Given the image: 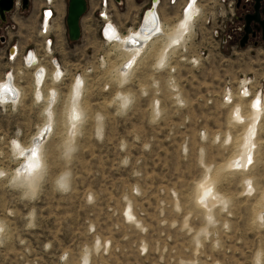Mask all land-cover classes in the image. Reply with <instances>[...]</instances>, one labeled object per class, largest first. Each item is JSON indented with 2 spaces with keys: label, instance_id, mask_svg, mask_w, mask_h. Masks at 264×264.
<instances>
[{
  "label": "rangeland",
  "instance_id": "374dc122",
  "mask_svg": "<svg viewBox=\"0 0 264 264\" xmlns=\"http://www.w3.org/2000/svg\"><path fill=\"white\" fill-rule=\"evenodd\" d=\"M67 1L53 21L49 53L38 33L40 0L0 19V74L11 44L22 52L32 48L47 67L44 97L52 90L57 95L39 175L29 185L16 175L22 159L13 146L27 145L45 122L47 101L34 98L33 69L20 58L6 63L15 68L22 98L15 107L0 103V264H264V224L257 221L264 205V114L253 162L246 170L229 169L244 131L232 112L236 104L243 114L251 111V91L239 97V81L253 79L250 89L261 86L264 97V42L240 47L241 31L225 43L204 41L205 29L192 27L180 46L166 50L165 65L162 36L123 79L119 66L127 55L101 31L108 21L121 34L136 28L149 0H112L106 20L98 0H87L76 41L67 35ZM167 9L176 17L171 26L181 8ZM78 78L79 114L68 128V95ZM69 146L75 148L70 158ZM65 174L66 190L60 187ZM210 179L221 199L203 207L197 186Z\"/></svg>",
  "mask_w": 264,
  "mask_h": 264
},
{
  "label": "bare ground",
  "instance_id": "6f19581e",
  "mask_svg": "<svg viewBox=\"0 0 264 264\" xmlns=\"http://www.w3.org/2000/svg\"><path fill=\"white\" fill-rule=\"evenodd\" d=\"M194 7L197 10H199L197 3H195ZM102 12H103V17L105 16L104 19H106L107 16L106 14H104L106 12L105 11H102ZM191 15H192L191 13L184 14L183 7H182L180 17L182 16L183 18H181L175 24V26L172 25L173 28L171 26H167L166 28L168 31L170 30V28H172V30L168 33L164 31V26L166 25H164V23L161 21L162 19L160 20V18H158L156 30L150 31L151 28L156 23L155 13L153 12V9L149 10L146 13L144 17V22L142 25H141V20H139V24L136 27L138 31L137 29H134V30L129 29L127 30L128 32H126L127 34L125 35L121 34L119 30L117 29V27L116 26L114 27V25H112L108 21L104 28V34H105L106 41L112 42L114 46L118 47L121 51H123L127 55L125 60L124 61L122 60L123 62H121L119 66V72H120L119 75L121 76V78L124 79L127 75H129L130 71L134 67V66L132 67V65L136 64V62L140 59V57L145 52H147L150 45L154 44L153 42H155L154 40L153 41H142L143 39L146 40L148 38L150 39L155 36H156L155 38L157 39L162 36L166 38L165 47L164 49H162L163 50V55H162L163 57L161 56L162 63L160 64V65L162 64L165 65L167 52L170 51V49L174 46H180L183 43V41H180L181 39H183L184 41L187 39L185 34L188 32V30L193 25L192 21L190 20ZM161 22L163 23L164 26L162 25ZM129 31H131V33ZM143 44L145 46H143ZM44 45H46V47L48 46L49 49L51 48L50 45H47L46 43ZM10 52L11 53L14 52V49L11 48ZM35 57H33V61L36 60L34 59ZM53 61L55 62L56 59H54ZM32 64H34V62ZM55 67H53L54 69L53 73H55L56 71L57 72L55 73V76L54 75L53 76L54 78H58V75H61L62 71L61 70H60L61 72L59 71L60 68H58L57 65H55ZM38 69L40 70V68ZM45 73L47 72H44V74ZM38 74L39 75L38 77H36L35 82H33L36 85V93H35L34 98L38 102L47 101L46 103L47 105L44 109V114L46 117L45 122H43L40 126H38L37 131L32 137H30L29 143L27 145H24V144L22 145L19 143L13 146V149L15 150L17 157H20V159H22L20 166H18L17 168L16 175L19 179L23 180L29 185H32L34 181L37 179V175H39L38 174L39 167L36 166V163H37V159L40 156L39 154H40V149L42 148V143L44 139L46 138V136L48 135L49 126H51L53 122L51 107L54 101L56 100V96H57L56 91L52 90L53 96L51 95V97H49L48 95V97H44L43 92H42L43 89L41 90V87L44 84L43 79L45 75L42 76V73H38ZM11 79L13 81L12 76H11ZM14 80H15V76H14ZM82 82L83 80L80 78L75 80V83L72 86V90L68 95L69 104L67 103V106H68L67 111H66L67 114H66V120L64 121V123L66 124L68 128H71L70 126H72V123L75 122L73 118H75L79 114L78 108L80 105V98H81L80 95L82 94ZM3 83H1L0 85V98L3 102L2 105L5 106L8 102H11L15 107L21 97L22 92L20 91V87L16 86V84L13 85V83L11 82L6 83L5 81ZM250 91H251V98L248 103L249 104L248 107L251 111L248 114H243L241 111L242 109H241L240 104H236V107L234 108L232 112V115H234L233 117L234 120L237 123L243 124L244 131H243V135L241 134L242 135L241 140L239 138H236L240 140L237 143V145L240 147V151L236 154V156L235 155L232 156V157L235 156V159L234 158L232 159V163L230 165L228 163L229 169L231 170H241L242 171V170L248 169V165L253 162L254 152L258 144L257 132H259L258 128L260 126L262 115L264 114V111H263L264 106L262 105V101L260 100V97L256 94V92L251 90L249 87H246L243 93H240L239 87L237 89L238 96L242 98L249 97ZM256 103L258 104L256 105ZM237 137H240V136H237ZM230 160L228 162H230ZM2 172L3 171H0V175L2 174ZM244 179H245L244 192L246 191V194H249V192L253 190L252 185L248 186L246 184V183H249L250 178L246 177ZM213 185H214L213 180L210 179L208 181L203 180L201 182V185L198 184L197 186V195L199 198L200 197L202 198V202L205 205L203 207L210 206L212 200L221 199V198H217L219 195L213 192ZM222 200L224 203L225 200L223 198ZM259 201H262L264 204V192L261 193V199ZM263 209H264V205L262 206V210H260L257 215V221L260 224H264V210Z\"/></svg>",
  "mask_w": 264,
  "mask_h": 264
},
{
  "label": "built area",
  "instance_id": "2783aa9c",
  "mask_svg": "<svg viewBox=\"0 0 264 264\" xmlns=\"http://www.w3.org/2000/svg\"><path fill=\"white\" fill-rule=\"evenodd\" d=\"M62 0H40L39 4V35L42 37L43 41V47L45 48L44 44L52 46V41L54 40L51 36L52 31V24L54 23V19H56V15L58 13V6L60 5V2ZM116 1V0H114ZM121 0L116 1V3H120ZM156 1V3H155ZM240 1V6H238V2ZM248 1L252 0H214L213 5H207L206 4L210 2V0H166L167 4L169 6H175L180 5V8L183 7V13H191L190 20L192 21V27L198 26L203 27L205 29V32L208 34V38L204 41H221L222 43H225L227 41H230L235 31H243L244 29V23H242L239 20V13L240 9L243 8L244 11H248L249 4H246ZM112 0H98V13L99 17H103V12L101 11L100 5L103 6L102 9H105L107 7V4H111ZM160 0H149V5L146 7L140 17L141 25L144 22V17L146 13L151 10V8L154 9L156 23L151 28L150 31L156 30L159 14L156 13V8L159 5ZM195 3L198 4L199 10H197L194 5ZM155 6V7H154ZM206 6V7H205ZM13 7L19 8L22 7V1L21 0H13ZM109 9V8H108ZM239 9V11H238ZM238 11V13H237ZM191 27V28H192ZM190 28V29H191ZM188 33V32H187ZM187 33L185 35H187ZM240 33V34H241ZM102 36L105 38L104 30L101 31ZM240 36V35H239ZM16 44H13L9 49H14V46ZM34 53L37 55L38 61H41V57L38 52H36L32 48L26 49L24 52L14 50V52L8 51L7 53V60L10 62V64L16 63L15 61L19 58L21 61H23V65L25 68H31V64L33 63V56ZM35 62V63H37ZM42 62V61H41ZM35 65V64H34ZM15 71V68L10 66V68L5 69L4 72V78L9 79L12 76V73ZM34 80H35V73L33 72ZM38 77V75H36ZM59 76V75H58ZM47 77V75H46ZM12 81V79H11ZM239 88L240 93H243L244 89L246 87H252L253 79L249 77H243L240 81ZM249 87V88H250ZM227 89V88H226ZM256 94L260 97V100L264 97L261 94V86H258ZM12 97V96H11ZM225 100L230 99V93L229 90L226 91V95L224 96ZM0 103L2 105V100L0 98ZM11 102H8L9 104ZM258 103H256L257 105Z\"/></svg>",
  "mask_w": 264,
  "mask_h": 264
},
{
  "label": "water",
  "instance_id": "95a60500",
  "mask_svg": "<svg viewBox=\"0 0 264 264\" xmlns=\"http://www.w3.org/2000/svg\"><path fill=\"white\" fill-rule=\"evenodd\" d=\"M22 8L28 4V0H21ZM119 1V0H116ZM253 12L245 15L244 34L239 41L241 47L245 46L249 34L254 35L252 23L259 25L261 40L264 42V0H252ZM13 0H0V18L5 19V14L13 10ZM87 10V0H68L65 16L67 35L70 41H76L81 36L80 20ZM258 28V29H259Z\"/></svg>",
  "mask_w": 264,
  "mask_h": 264
},
{
  "label": "flooded vegetation",
  "instance_id": "af4514ba",
  "mask_svg": "<svg viewBox=\"0 0 264 264\" xmlns=\"http://www.w3.org/2000/svg\"><path fill=\"white\" fill-rule=\"evenodd\" d=\"M151 1V0H150ZM155 3H156V1H155ZM110 4V3H109ZM109 4H107V6L109 5ZM246 4H249V8H248V11L246 12V11H244L243 10V8L241 9L240 8V13H239V20L242 22V23H244V25H245V20H244V17H245V15L246 14H248V13H252L253 12V1H248ZM28 5V4H27ZM26 5V6H27ZM111 5V4H110ZM238 6H240V1L238 2V4H237ZM155 7V6H154ZM103 8V6L101 5V9ZM106 8H108V7H106ZM151 9H153V8H151ZM101 11H105L104 9H102ZM106 12V11H105ZM153 12H154V9H153ZM157 12V11H156ZM104 14H106V13H104ZM106 16H107V14H106ZM175 17V16H174ZM1 19V18H0ZM106 19H108V16H107V18ZM106 19H104V20H106ZM2 21H3V19H1ZM111 23V22H110ZM259 28V25L257 24V23H255V22H253L252 23V30H253V32H254V35H252V34H249V37H248V41H250L251 39L253 40L254 39V41H253V43H254V45H256L257 44V41L258 40H261V33H260V28ZM243 34H244V30L242 31V33L240 34V36H239V40H238V43H239V41H240V39L242 38V36H243ZM248 41L246 42V44L248 43ZM262 41V40H261ZM245 44V45H246ZM241 47V46H240ZM8 51H10V49L8 50ZM46 51L49 53V51H50V49L48 48V46L46 47ZM34 55L36 56V54L34 53ZM35 56H33V57H35ZM34 59H36L37 61H38V58H37V56L34 58ZM54 59H56V58H54ZM53 59V60H54ZM36 60H32L33 62H34V64H32L33 66H31L32 68H30V69H33L34 71V73H35V80H36V75H39L38 73H42V76H44V79H43V82H44V80L46 79V74L47 73H45L44 74V72H47V67L45 68V66H41L40 64H39V62H37ZM52 59L50 60L51 61V64H52V66L53 67H55V65H57V67L58 68H60L59 67V64H58V61H57V59H56V61L54 62ZM35 62H37V63H35ZM54 63H56V64H54ZM38 64V65H37ZM38 68H40V70L38 69ZM56 68V67H55ZM46 70V71H45ZM61 69H59V71H60ZM41 71V72H40ZM61 72V71H60ZM12 78H13V81H11V78H9V79H4L3 81H0V85H1V83H3V82H5L6 81V83H13V85H15V82H14V76H13V74H12ZM33 78H34V75H33ZM4 84V83H3ZM43 84V83H42ZM12 85V84H11Z\"/></svg>",
  "mask_w": 264,
  "mask_h": 264
},
{
  "label": "crops",
  "instance_id": "0c3cea01",
  "mask_svg": "<svg viewBox=\"0 0 264 264\" xmlns=\"http://www.w3.org/2000/svg\"><path fill=\"white\" fill-rule=\"evenodd\" d=\"M122 1V0H121ZM143 3H145V1L143 2ZM60 6H61V4L58 6V9L60 8ZM145 7V6H144ZM144 7H142L141 8V10L139 11V13H140V15L142 14V12H143V10L145 9ZM169 7V5L167 4V2H166V0H160V3H159V5L157 6V8H156V11H157V13L159 14V17H160V20L164 23V25H166V26H164L163 25V23H162V25L164 26V31L166 32V33H168V32H170L171 30H172V28H173V26L172 25H174L175 26V24L181 19V18H183L182 16L176 21V22H174L172 25H171V27L172 28H170V30L169 31H166L167 30V26H170L169 25V21H171V18L172 17H174L175 16V14H169V11H168V8ZM36 11H37V13H36V21L39 23V17H40V15H39V4L37 5V7H36ZM168 22V23H167ZM131 30H134V29H137V28H133V27H131L130 28ZM129 30V29H128ZM137 31H138V29H137ZM128 32V31H127ZM130 33H131V31H129ZM125 34H127V33H125ZM124 34V35H125ZM163 34H164V32H163ZM156 37V36H155ZM155 37H152V38H148V39H146V40H144L143 38V40L142 41H157V38H155ZM160 37V36H159ZM154 38V39H153ZM166 39V38H165ZM18 41V40H17ZM180 41H184L183 39H181ZM13 44H15V43H13ZM13 44H11V46L13 45ZM10 46V47H11ZM143 46H145L144 44H143ZM142 46V47H143ZM174 47H176V46H174ZM14 50H20V51H22V49H21V47L16 43V45L14 46ZM7 53H8V51H6V53H5V56H4V58L7 60ZM16 62V61H15ZM6 63H8V64H10V62L7 60V61H5V63H4V66H3V68L4 69H8V68H10V65H7L6 66ZM13 67V66H12ZM4 77V73H3V75H2V73L0 74V79H2ZM20 91H21V89H20ZM22 92V91H21ZM22 94V93H21Z\"/></svg>",
  "mask_w": 264,
  "mask_h": 264
},
{
  "label": "clouds",
  "instance_id": "9594fccd",
  "mask_svg": "<svg viewBox=\"0 0 264 264\" xmlns=\"http://www.w3.org/2000/svg\"><path fill=\"white\" fill-rule=\"evenodd\" d=\"M74 151H75V148L73 146H69L65 152L66 157L70 158ZM60 187L62 189H65V190L67 189V187H68V174H65V176L61 178Z\"/></svg>",
  "mask_w": 264,
  "mask_h": 264
}]
</instances>
